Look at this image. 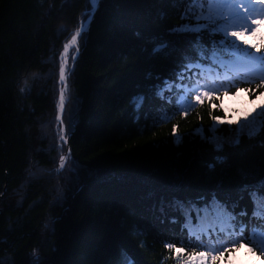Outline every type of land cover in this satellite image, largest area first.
<instances>
[{"label":"trees","instance_id":"16d2710c","mask_svg":"<svg viewBox=\"0 0 264 264\" xmlns=\"http://www.w3.org/2000/svg\"><path fill=\"white\" fill-rule=\"evenodd\" d=\"M84 8L85 0H0V264H30L34 253L43 264H112L120 248L136 264H177L165 242L182 247L179 241L186 235L179 223H171L170 210L159 211L161 198H195L217 183H222L221 198L234 196L236 169H259L264 149L244 139L238 149H226L228 164L209 174L203 167L209 146L189 136L213 123L208 113L215 104L207 99L187 115L151 127L157 110L163 107L171 115L172 105L149 86L161 82L157 76L170 78L181 53L171 60L150 58L144 49L151 44L144 38L165 35L185 51L184 37L166 35L182 21L170 4L158 0H104L68 79L71 95L79 100L69 149L84 168L79 180L67 164L58 174L59 158L67 152L55 119L60 53ZM238 87L247 97L243 90L255 89L254 84ZM137 92L148 97L139 124L129 104ZM212 115L223 117V112ZM64 119L66 126V113ZM145 125L149 130L141 135ZM174 125L184 137L179 146L171 142ZM245 252L236 255L264 264V257Z\"/></svg>","mask_w":264,"mask_h":264},{"label":"snow or ice","instance_id":"6c2138e0","mask_svg":"<svg viewBox=\"0 0 264 264\" xmlns=\"http://www.w3.org/2000/svg\"><path fill=\"white\" fill-rule=\"evenodd\" d=\"M158 2L170 4L177 11L182 23L169 28L166 35L184 37L187 50L182 51L176 40H169L165 35L144 38L147 44H151L150 49H144L150 58L171 60L176 53H181L180 59L173 61L175 66L169 73L170 78L157 76L155 78L161 82L149 86V92H154L158 99L172 105L171 115L163 107L157 110L151 127L169 123L177 114L187 115L198 106L197 102L203 103L207 99L210 105L215 104V108L210 107L208 113L213 123L208 128L203 125L194 128L189 136L199 138L209 146L210 158L203 162L209 174L215 173L218 168L223 169L229 161L226 149H238L244 139L256 141L264 149V0ZM102 3L104 0H85L78 27L63 44L60 53L59 83L62 87L55 119L59 125L58 138L63 144H67L79 122V100L71 95L68 79L74 71L80 48L86 46L91 24ZM159 15L163 19L164 11L160 10ZM137 35L140 36L139 33ZM71 49L75 50L70 65ZM146 79H153V74L147 73ZM241 83L255 85V89L249 87L243 90L248 93L246 103L251 106L250 110L249 107L226 110L222 98L236 97L241 92L238 87ZM254 96L261 103L257 104ZM147 98L145 93L137 92L129 100L137 124ZM217 109L223 112V117L212 115ZM144 118L147 119V116ZM224 124L229 126L226 130L220 127ZM146 130H149L147 125L140 128L139 133L143 135ZM172 135V143L177 146L183 143L184 137L177 134L175 125ZM66 164L73 178L79 180L84 166L71 157L70 149L67 156L59 158L58 174ZM261 165L255 171L244 167L236 169L238 182L234 196L226 193L221 198L217 190L222 188V183H217L195 198H161L159 211L166 215L165 210H170L174 214L171 223H179L181 235H186L179 241L182 247H176L175 242H165L169 250H174L177 264H221V261L223 264H247L243 257L236 255L241 249H246L245 256L264 257V160ZM245 199L248 203L241 206L240 202ZM178 217H182V221ZM30 264H43L39 254H33ZM112 264H136V261L126 249L120 248ZM251 264H255V260Z\"/></svg>","mask_w":264,"mask_h":264},{"label":"rangeland","instance_id":"374dc122","mask_svg":"<svg viewBox=\"0 0 264 264\" xmlns=\"http://www.w3.org/2000/svg\"><path fill=\"white\" fill-rule=\"evenodd\" d=\"M247 38H250V37H247ZM73 50H75V49L70 50L69 57H71ZM248 98L249 97L241 95L240 93L236 97L229 98V96H226L223 100V106L226 110H232V109H237V108L242 109L244 107H249V110H250L251 106L246 103ZM254 100L257 104L261 103V100H259V99L254 98ZM224 125H227V124H224ZM58 166H59V161H58ZM61 172H63V170ZM245 261L247 262V264H251V262H248L247 260H245ZM255 264H257V263H255Z\"/></svg>","mask_w":264,"mask_h":264},{"label":"water","instance_id":"95a60500","mask_svg":"<svg viewBox=\"0 0 264 264\" xmlns=\"http://www.w3.org/2000/svg\"><path fill=\"white\" fill-rule=\"evenodd\" d=\"M70 138H68V140H67V144H66V146H67V150L66 151L67 152H66L65 156H67V154H68Z\"/></svg>","mask_w":264,"mask_h":264}]
</instances>
